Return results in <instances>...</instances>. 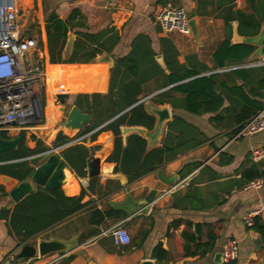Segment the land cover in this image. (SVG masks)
Wrapping results in <instances>:
<instances>
[{
	"label": "crops",
	"instance_id": "crops-1",
	"mask_svg": "<svg viewBox=\"0 0 264 264\" xmlns=\"http://www.w3.org/2000/svg\"><path fill=\"white\" fill-rule=\"evenodd\" d=\"M171 1L178 4L173 6L184 8L189 14V20H194L197 29L196 37L191 34L163 33L155 21V15L166 5L156 4L152 0H52L48 8L49 12L54 11L62 20H66L71 11L77 9L85 18L90 32H99L107 27L117 31L120 41L113 51L107 54L112 62L128 54L132 40L137 35H143L149 39L150 47L155 54L154 60L157 56H161L164 62L161 42L164 39L171 43L177 52L175 59L169 58V61L175 60L182 72L195 71L198 75L194 78L212 76L216 92L221 95L223 101L222 107L214 114L195 115L184 110L185 95L171 90L179 83L170 85L169 70L166 66L165 69L161 68L156 60L162 73L143 83L141 99L138 101V103L142 100L144 102L147 99L156 106H166L168 109L169 120L165 123L163 134L154 148L162 146L169 125L173 128L174 136H177L180 130L184 131L179 124H174V119L195 128L202 134L198 139L204 137L205 141L197 147L178 154L175 159L163 163L154 171L132 182H129L125 175L114 173L116 164L106 162L104 154L94 151L90 157L100 158V174L95 177L97 183L93 186V193L87 191L83 199V202L89 201V203L82 211L38 233L22 245H18L16 240L8 234L5 219L0 218V264H13L6 261L9 254L24 258L21 254L22 248L36 246L40 240L50 238L71 240L74 237H76L78 248L75 252L66 254L58 264H141L146 260L154 264H212L215 255L221 253L224 242L229 238L238 241V257L235 264H264V246L260 236L242 223L243 215L261 210L257 218L264 225V185L260 190L247 189L245 188L247 182L242 177V173L253 164H256L259 170H264V160L253 163L250 159L252 149H264V133L233 140L236 129L238 130L243 124L236 123L241 110L249 107V101L264 104V65L259 64L264 61V55H258L259 46L252 45L255 50L249 57L242 62H230L223 58L225 50L220 49L225 42L236 45L232 42L235 31L238 36L244 38L243 44H249L248 39L264 34L263 24L256 36L245 34L249 30L247 31L244 27L241 33L236 20L226 24V19L237 11L246 15H254L256 9H262L264 12V0ZM44 24L45 21L42 22V25ZM71 36L74 41V35L71 34ZM44 48H46L45 42ZM45 50L43 57L44 64L47 66L50 63L47 48ZM110 69L111 66H108V70H101L108 71L107 82L98 83L97 88L100 92L94 93L92 90L95 74L89 76L82 71L75 84L68 89L71 91L70 105L73 106L77 94H82L78 93V88L83 83L87 84L89 93L82 95H89L90 99L94 94L102 97L107 95ZM49 107H45L44 121L32 126L33 129L16 130L9 138L0 134L5 139H12L23 133L29 149H34L38 141L44 143V152L26 159L32 168L39 166L47 157L40 156L41 154L60 147H55L54 144L58 133L61 132L68 138L66 143L72 142L75 138H81L79 141L83 140L85 146L91 148L101 141L90 143V136L128 110L107 121L105 116L96 117L90 114V125L97 123V127L85 133L83 129L72 139V135L67 136L69 135L67 131L57 127V123L65 118V114H61L59 108L52 104ZM81 111L87 113L85 109ZM49 120L55 121L49 122ZM123 128L127 127L120 129L122 138ZM175 129L179 130L175 131ZM146 131L149 130L146 129ZM130 134L136 133H128L124 138L126 139ZM44 138L48 141H44ZM104 148L111 150L112 143L104 145ZM60 151L54 154L63 160ZM36 158H40V161L37 165H33L32 160ZM24 160L25 158L17 161ZM17 161L0 162V165ZM66 167L69 174L63 181L62 188L65 191L61 190L66 197H77L82 188L88 187L90 179L87 175L79 178L67 165ZM119 176H122L125 184H121ZM185 178H188V186L158 199L162 192ZM18 183L17 179L0 174V211L10 210L16 204L10 199L9 193ZM127 194L133 200H146L150 204L146 215L128 216L124 211L113 206V204L122 203ZM109 208L123 212L126 217L106 219L99 226L90 224V214L94 209L103 211ZM120 222H124L123 225L128 230L130 243L116 248L111 238L103 233ZM188 223L201 226V242L207 240L209 231L215 233L217 239L211 254L204 258L186 257L177 251L176 240L180 238L182 232L191 231L187 227ZM157 245L168 253L167 260L164 262H157L151 257L152 250ZM71 255L72 259H70ZM48 259V257L41 260L34 259L28 264H44Z\"/></svg>",
	"mask_w": 264,
	"mask_h": 264
},
{
	"label": "trees",
	"instance_id": "trees-1",
	"mask_svg": "<svg viewBox=\"0 0 264 264\" xmlns=\"http://www.w3.org/2000/svg\"><path fill=\"white\" fill-rule=\"evenodd\" d=\"M165 2L166 0H155L156 4L165 5ZM232 20L238 21V29L241 33L244 27L247 31L249 30L245 34L256 36L260 26L264 25V12L262 9H256L254 15H246L237 11L226 19V24ZM44 29L47 57L51 64L50 84L60 89H70L87 64L103 53L110 54L120 41L118 32L109 27L99 32H90L85 18L77 9L72 10L66 20L58 18L54 11H50L46 15ZM71 34L75 39L71 50L67 52L65 51L66 41ZM161 42L164 64L170 72L168 82L170 85L179 83L171 90L185 95L184 110L195 115L217 112L222 107L223 101L221 95L216 92L213 77L194 78L198 75L197 72H182L175 60L174 62L169 61V58L175 59L177 55L174 46L164 39ZM220 49L225 50L224 59L230 62H242L254 52L255 47L249 44L230 45L229 42H225ZM154 57L149 39L146 36L137 35L131 42L129 53L113 61L107 95L102 97L94 94L90 99L89 95H82L89 93L86 83L78 88V93L82 94L75 96L73 105L80 110L85 109L88 114H94L96 117L105 116L107 121L128 110L90 136V143L101 141L99 144L87 148L81 140L60 151L64 163L77 177L86 176V162L94 151L104 154L106 162L116 164L114 173L125 175L128 181L132 182L154 171L163 163L175 159L178 154L197 147L205 141L204 137L198 139L202 134L195 128L174 119V124H179L184 131L180 130L178 135L174 136L173 128L169 125L161 147L147 150L145 139L137 134L128 135L123 144L121 127H143L151 130L154 126V117L146 113L143 103H138L141 99L143 83L162 73ZM107 76L108 71H100L94 75L92 93L100 92L97 88L98 83L107 82ZM263 107L264 104L260 102L249 101V107L241 110L236 123L246 122ZM96 124L85 127L84 133L95 129ZM177 130L179 129H175ZM238 130L236 129L235 132L237 133ZM18 137L17 148L0 153V162L22 160L45 151L42 142L38 141L34 149H29L26 146L24 134L20 133ZM67 141L68 138L60 132L54 141L55 147ZM111 143V150L104 148V145ZM39 161L40 158H36L32 160V164L37 165ZM31 169L29 161H17L0 165V174L8 175L20 182L27 178ZM242 177L245 182L258 178L264 179V170H259L256 164H253L242 173ZM96 183V178L90 179L88 187L82 188L77 197H66L61 189L48 190L36 187L34 192L26 195L10 210H1L0 218L5 219L8 234L16 240L18 245H22L38 233L82 211L89 203V201L83 202V199L87 191L93 193V186ZM125 217L123 212L112 208L103 211L94 209L90 214L89 222L91 225L99 226L106 219H124ZM187 227L191 231L182 232L180 238L176 240L177 251L186 257L204 258L211 254L217 239L215 233L209 231L207 240L201 242V226L188 223ZM250 229L258 233L262 246H264V225L257 217L254 218ZM151 257L157 262H164L167 260L168 253L157 245L153 248ZM72 258L71 255L70 259Z\"/></svg>",
	"mask_w": 264,
	"mask_h": 264
},
{
	"label": "built area",
	"instance_id": "built-area-1",
	"mask_svg": "<svg viewBox=\"0 0 264 264\" xmlns=\"http://www.w3.org/2000/svg\"><path fill=\"white\" fill-rule=\"evenodd\" d=\"M21 2L22 0H0V134L7 138L12 137L16 130L33 129L32 126L41 124L45 119L42 95L45 90L46 66L43 53L37 54V42L31 38L25 39L21 35L18 18ZM155 21L163 33L190 34L189 20L183 7H162L155 15ZM259 64L264 65V61ZM260 133H264V107L239 127L233 140ZM80 139L75 138L72 142L45 152L43 155L54 154ZM250 159L253 163L264 160V149H252ZM188 183V178L177 181L162 192L158 199L188 186ZM263 185L264 180L258 178L247 182L245 188L260 190ZM260 212L261 210H255L243 215V225L251 228L254 218ZM123 223L120 222L103 233L111 238L116 248L127 246L130 243V235ZM65 256V253L47 255L49 259L44 264H58ZM237 257L238 241L229 238L221 249V264L235 262ZM34 259L41 260L42 258L36 256L25 260L14 254L6 257V261L13 264H28Z\"/></svg>",
	"mask_w": 264,
	"mask_h": 264
},
{
	"label": "water",
	"instance_id": "water-1",
	"mask_svg": "<svg viewBox=\"0 0 264 264\" xmlns=\"http://www.w3.org/2000/svg\"><path fill=\"white\" fill-rule=\"evenodd\" d=\"M190 34L196 37L197 29L194 24V20H189ZM233 44H243L245 42L244 38L237 35L234 32ZM247 43L251 45L259 46L258 55H264V34H260L257 37L250 38ZM73 38L71 35L68 36L65 46V51L69 52L72 48ZM159 66L165 69V64L161 56L155 58ZM105 62L108 66L112 67L113 62L111 58L103 53L96 57L90 63ZM89 63V64H90ZM53 104H57L60 108L61 114H65L64 121L62 123V129L67 131L70 136H78L85 127L91 124V115L83 113L77 106H71L68 104L69 94H55L50 97ZM143 103L145 111L148 115L154 117L155 122L151 130L146 131L142 127H127L122 129L123 143L124 136L128 133H136L142 137L147 142V150L154 148L161 135L163 134V128L166 122L169 120V113L166 106H156L147 99L140 101ZM19 137L16 136L12 139H5L0 135V153L8 152L17 148ZM52 151V150H49ZM40 156H45L41 154ZM28 158H25V160ZM100 158L90 157L86 162V175L89 179L95 178L100 174ZM66 164L63 160L59 158L56 154L47 155L45 160L36 168H32L24 180L20 181L18 185L9 193L10 199L14 203H18L26 195L34 192L36 187L45 188L48 190L62 189L64 181V170H66ZM121 184H125L122 176H119ZM114 207L121 209L128 216L135 215H146L149 211L150 204L146 200H133L129 194L126 195L125 200L120 204H113ZM78 248L76 237L71 240H61L56 238H50L48 240H40L36 246H24L22 248L21 254L27 260L38 256L44 258L47 255L54 253H65L69 254L75 252ZM141 264H154V262L146 260L141 262ZM212 264H221V253H217L213 259Z\"/></svg>",
	"mask_w": 264,
	"mask_h": 264
},
{
	"label": "rangeland",
	"instance_id": "rangeland-1",
	"mask_svg": "<svg viewBox=\"0 0 264 264\" xmlns=\"http://www.w3.org/2000/svg\"><path fill=\"white\" fill-rule=\"evenodd\" d=\"M152 2L155 3V0H152ZM52 3V0H22L21 4H20V10H19V25H20V32L21 35L27 39V38H31L34 39L37 44V54H39L40 52H44L46 53L44 48V42L46 43V39H45V24L42 25V22L45 21L46 15L49 13V8L48 5ZM166 6H173V5H178L177 2H173L171 0H166V2L164 3ZM186 16L189 18V14L186 13ZM173 33H177L178 32H173ZM37 59V58H36ZM50 66L51 64H48L46 66V70L48 72V81L50 83ZM42 104L44 107H49L50 103L47 102L49 100H47V96L45 93V90H43V95H42ZM70 97V96H69ZM53 104V103H52ZM68 104H71V99L69 98ZM54 106L60 108L57 104H53ZM49 110L50 107H49ZM61 115V114H60ZM55 120H49V122H54ZM64 119H62L58 124L57 127H61L62 123H63ZM56 127V128H57ZM246 137H242L240 139H243ZM44 141H48L47 138L43 139ZM44 144V143H43ZM33 147V145H30ZM263 149V148H262Z\"/></svg>",
	"mask_w": 264,
	"mask_h": 264
},
{
	"label": "bare ground",
	"instance_id": "bare-ground-1",
	"mask_svg": "<svg viewBox=\"0 0 264 264\" xmlns=\"http://www.w3.org/2000/svg\"><path fill=\"white\" fill-rule=\"evenodd\" d=\"M101 70H108V64L105 62H96V63L87 64L86 67L83 69V73L91 76V75H94ZM45 93H46V96L48 98L47 100H49L47 102L52 104V102L50 100L51 96H53L55 94H64V93L65 94H71V91L68 89H59V88L55 87L54 85L50 84L48 81V72L46 70ZM67 174H69V172H67L65 170L64 171V178Z\"/></svg>",
	"mask_w": 264,
	"mask_h": 264
}]
</instances>
